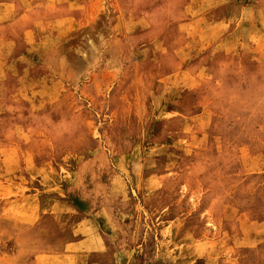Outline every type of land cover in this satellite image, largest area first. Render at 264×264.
Masks as SVG:
<instances>
[{"label": "rangeland", "instance_id": "obj_1", "mask_svg": "<svg viewBox=\"0 0 264 264\" xmlns=\"http://www.w3.org/2000/svg\"><path fill=\"white\" fill-rule=\"evenodd\" d=\"M0 264H264V0H0Z\"/></svg>", "mask_w": 264, "mask_h": 264}]
</instances>
